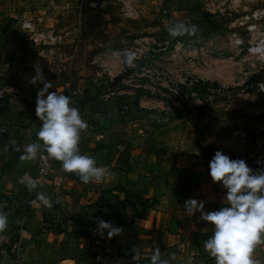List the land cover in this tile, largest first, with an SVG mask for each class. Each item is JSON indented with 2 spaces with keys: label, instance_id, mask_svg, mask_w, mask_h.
Returning <instances> with one entry per match:
<instances>
[{
  "label": "crops",
  "instance_id": "0c3cea01",
  "mask_svg": "<svg viewBox=\"0 0 264 264\" xmlns=\"http://www.w3.org/2000/svg\"><path fill=\"white\" fill-rule=\"evenodd\" d=\"M142 1L152 9L163 1L165 14L180 20L175 9L183 1ZM112 59L108 65L125 70L119 56ZM19 63L0 48V81ZM45 79L51 81L50 91L70 97L79 109L87 123L80 134V152L94 156L109 175L100 183L84 184L54 159L45 180L29 190L20 178L27 174L35 179L37 157L22 161L15 149L37 140L41 122L35 116V100L43 84L28 83L0 97V212L8 219L7 228L0 231V264H83L91 260L95 241L103 249L114 244L128 255L161 248L165 256L174 257L172 264H215L203 248L212 233L210 223L199 219L200 212L189 217L184 209L190 198L203 200L205 211L223 206L225 189L211 180L204 156L176 146L175 133L167 126L148 129L145 113L131 115V105L125 104L128 91L114 93L102 83L80 78ZM144 103L141 96L134 97L135 108L144 109ZM122 105L127 108L122 110ZM261 158L252 162L256 171L264 168ZM37 192L48 195L53 206H43ZM10 195L14 202L4 205ZM100 219L122 231L108 238L105 230L102 238L95 231ZM251 256L253 264H264V236Z\"/></svg>",
  "mask_w": 264,
  "mask_h": 264
},
{
  "label": "rangeland",
  "instance_id": "374dc122",
  "mask_svg": "<svg viewBox=\"0 0 264 264\" xmlns=\"http://www.w3.org/2000/svg\"><path fill=\"white\" fill-rule=\"evenodd\" d=\"M64 1L70 2L65 9L51 6ZM181 1L185 5L175 9L180 20H172L163 1L152 9L142 0H0V48L21 62L27 47L16 20L42 14L45 26L66 33L63 77L102 83L114 93L128 91L131 115L145 113L148 129L171 128L175 145L203 155L207 165L219 149L252 167L264 160V93L249 86L264 81V65L249 48L264 33V19L255 34L238 21L264 9V0H175ZM176 21L196 24L197 33L170 37L167 29ZM125 50L136 53L134 67L123 63L125 70L115 68L120 71L112 79L95 76V57L113 68L107 61ZM141 89L149 93L141 96L146 107L139 110L133 103Z\"/></svg>",
  "mask_w": 264,
  "mask_h": 264
},
{
  "label": "clouds",
  "instance_id": "9594fccd",
  "mask_svg": "<svg viewBox=\"0 0 264 264\" xmlns=\"http://www.w3.org/2000/svg\"><path fill=\"white\" fill-rule=\"evenodd\" d=\"M172 38L195 35L196 24L184 21L172 23L168 29ZM123 57L128 67L135 66L136 53L132 51L117 52ZM36 74L29 79L32 85L42 82L35 100V116L41 122L36 132L37 140L27 144L20 152V160H33L43 150L50 158L61 162L65 172L74 173L80 182H102L109 170L97 163L94 156L82 154L79 149L81 132L87 123L80 115L79 109L71 104V98L53 91L51 81L46 80L39 66H34ZM264 90V89H261ZM209 175L213 182H219L225 194L222 207L204 210V201L194 198L186 199L184 209L193 216L200 212L199 219L209 222L212 233L203 241V248L214 258L215 264H253L252 251L264 236V168L259 171L250 167L244 159L230 158L221 150H216L208 162ZM20 178L29 190L37 188L35 179ZM37 199L48 208L53 201L43 192H37ZM58 203V201H57ZM8 226L7 216L0 212V231ZM107 230V237L119 235L122 229L111 222L97 221L96 232L102 238ZM174 257L155 252L149 264H172Z\"/></svg>",
  "mask_w": 264,
  "mask_h": 264
},
{
  "label": "built area",
  "instance_id": "2783aa9c",
  "mask_svg": "<svg viewBox=\"0 0 264 264\" xmlns=\"http://www.w3.org/2000/svg\"><path fill=\"white\" fill-rule=\"evenodd\" d=\"M80 1L81 0H72V2L76 3ZM226 1L232 0H223L222 2L224 3ZM69 4V1H64L60 5L56 6L51 4V6L65 9ZM263 19L264 9L254 10L241 16L238 24L245 25L244 29L249 34H255L260 28V21ZM16 25L27 47V55L21 59V62L14 68L8 78H4L0 81V97L16 93L20 90L22 85L28 84L29 79L36 74L34 66H39L44 77L48 76L51 78L54 76H62L68 69V58L64 49V45L66 44L65 32L60 31L54 26H45L44 16L42 14L21 16L16 20ZM232 37L236 38V34L234 33ZM249 51L250 53L256 54L260 62L264 65V33L261 34L257 42L249 48ZM102 55L106 56L107 54L102 53ZM100 57L101 56L95 57L92 60V63L96 65L95 76L99 78L105 76L109 77V79L114 78L120 70H115L101 63L98 60ZM121 82L120 80L119 83ZM249 87L259 95L264 93V90H261L264 89V81H257L253 86L250 85ZM126 108L125 105H122V110ZM53 160L54 159L50 158L44 150L39 153L36 159L35 173L37 184H40L48 176L52 169ZM13 197L12 195L8 196L3 201L4 205H11L14 202ZM32 201L33 200H31V202ZM95 245L97 246L91 260L83 264H149V260L155 252L159 251L165 256V250L155 247L147 251L128 255L122 253L118 246L114 244L108 249H103L101 246H98L99 244L97 241H95ZM170 246L171 245H169V247Z\"/></svg>",
  "mask_w": 264,
  "mask_h": 264
},
{
  "label": "trees",
  "instance_id": "16d2710c",
  "mask_svg": "<svg viewBox=\"0 0 264 264\" xmlns=\"http://www.w3.org/2000/svg\"><path fill=\"white\" fill-rule=\"evenodd\" d=\"M149 91L147 89H141V92L137 93L136 98L142 96L143 94H148Z\"/></svg>",
  "mask_w": 264,
  "mask_h": 264
}]
</instances>
